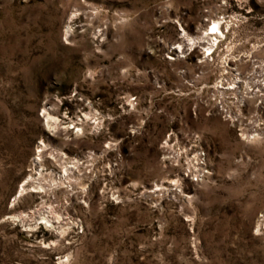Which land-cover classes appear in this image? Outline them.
I'll return each instance as SVG.
<instances>
[{
    "label": "rangeland",
    "instance_id": "rangeland-1",
    "mask_svg": "<svg viewBox=\"0 0 264 264\" xmlns=\"http://www.w3.org/2000/svg\"><path fill=\"white\" fill-rule=\"evenodd\" d=\"M261 61L264 0H0V264H264V111L205 102Z\"/></svg>",
    "mask_w": 264,
    "mask_h": 264
},
{
    "label": "built area",
    "instance_id": "built-area-1",
    "mask_svg": "<svg viewBox=\"0 0 264 264\" xmlns=\"http://www.w3.org/2000/svg\"><path fill=\"white\" fill-rule=\"evenodd\" d=\"M236 18L235 14H220L210 19L209 26L199 36L189 37L183 53H174L178 58L188 51L199 54L198 64L212 61V54L217 48L219 39L225 34V19ZM215 22V25L212 22ZM208 22V20H205ZM173 50V49H172ZM249 73L242 74L236 67L226 65L229 72L220 75L211 85L205 102L224 121L239 127L247 138H255L261 131L258 124L264 111V61L254 62ZM255 102V110L250 114L251 103ZM259 112V113H258ZM186 176L196 183L201 173H188Z\"/></svg>",
    "mask_w": 264,
    "mask_h": 264
},
{
    "label": "bare ground",
    "instance_id": "bare-ground-1",
    "mask_svg": "<svg viewBox=\"0 0 264 264\" xmlns=\"http://www.w3.org/2000/svg\"><path fill=\"white\" fill-rule=\"evenodd\" d=\"M212 24L215 25V22L213 21ZM173 50H175L176 53H183V44H177L176 46L173 47ZM21 191H23L22 188H21ZM40 220H42V223L44 222L45 224L50 223V220H48V219H46L44 217L40 218Z\"/></svg>",
    "mask_w": 264,
    "mask_h": 264
}]
</instances>
